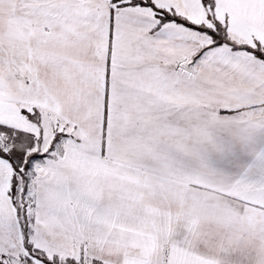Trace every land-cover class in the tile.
<instances>
[{
    "label": "snow or ice",
    "instance_id": "obj_1",
    "mask_svg": "<svg viewBox=\"0 0 264 264\" xmlns=\"http://www.w3.org/2000/svg\"><path fill=\"white\" fill-rule=\"evenodd\" d=\"M0 264H264V0H0Z\"/></svg>",
    "mask_w": 264,
    "mask_h": 264
}]
</instances>
